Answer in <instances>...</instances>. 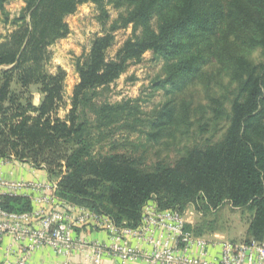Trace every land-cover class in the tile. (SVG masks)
<instances>
[{"label":"trees","instance_id":"trees-1","mask_svg":"<svg viewBox=\"0 0 264 264\" xmlns=\"http://www.w3.org/2000/svg\"><path fill=\"white\" fill-rule=\"evenodd\" d=\"M9 1L0 0V27H11L0 32V158L30 163L49 175L57 168L64 203L106 214L118 226L138 227L143 206L153 198L161 210L183 213L189 205L216 211L228 202L254 209L243 242L264 239V58H252L257 49L264 55V0H109L126 12L76 59L79 82L65 118L57 112L67 72L60 66L49 71L50 47L69 36L67 17L82 5L94 3L99 21L107 24L105 0H26L13 18ZM128 27L132 37L108 58L115 33ZM147 52L165 62L166 77L154 81L156 90L184 91L201 83L207 98L198 108L167 102L155 111L149 140L182 130L198 133L201 141L185 145L174 163L159 161L150 169L127 153L95 155V145L112 136L106 131L110 117L128 112L127 102L95 110L96 131L88 115L97 90ZM0 207L16 213L33 208L28 196L8 193ZM189 228L198 237L217 231L214 221Z\"/></svg>","mask_w":264,"mask_h":264},{"label":"rangeland","instance_id":"rangeland-1","mask_svg":"<svg viewBox=\"0 0 264 264\" xmlns=\"http://www.w3.org/2000/svg\"><path fill=\"white\" fill-rule=\"evenodd\" d=\"M105 3L110 16L107 24L102 25L99 21V10L94 3L82 5L76 14L67 17L71 29L69 36L50 47L53 59L49 65V71L55 73L60 66L67 72L64 103L57 112L60 118H65L71 109L74 88L79 82V74L75 68L76 59L89 53L92 40L103 34L105 29L110 28L112 21L118 19L121 13L126 12L125 8H115L109 0H105ZM25 5L26 0H10L7 3V11L11 18L17 17ZM9 30H11L10 25L2 24L0 27L3 35ZM132 33V27L119 29L115 33L116 40L108 50L107 57L114 58L124 42L132 37ZM252 58L256 62L263 60L262 50H254ZM165 77V62L152 52H147L140 62L131 64L128 71L117 81L97 90L94 105L88 110L90 122L95 125L94 131L99 123L95 110L102 105L127 102L129 107L125 114H113L110 117L106 131L112 136L105 143L95 145V155L116 151L127 153L133 156L142 167L150 169L159 161L174 163L183 152L185 145H193L197 142L196 140L201 141L196 137L198 133L188 135L182 130L167 132L159 142L148 139L147 134L151 131V120L155 111L165 103L177 104L178 108L182 101L190 102L192 108H198L199 105L207 103L205 88L201 83L190 85L184 91L172 90L170 86L167 89L156 90L154 81ZM225 80L229 84V80ZM32 90L34 92L35 89L32 88ZM34 96L35 101L39 102L40 95L35 93ZM54 169L55 172L49 177L52 181H58V169ZM188 209L193 210L196 215L195 225L200 222L214 221L216 232L226 236L228 241L234 242L246 239L249 221L254 214V209L249 207L236 209L228 202L216 211H207L202 205L198 207L189 205L186 211ZM207 234L210 233L205 235Z\"/></svg>","mask_w":264,"mask_h":264},{"label":"built area","instance_id":"built-area-1","mask_svg":"<svg viewBox=\"0 0 264 264\" xmlns=\"http://www.w3.org/2000/svg\"><path fill=\"white\" fill-rule=\"evenodd\" d=\"M8 160L15 159L0 158L2 163ZM3 189L13 195L29 192L25 196L31 199L33 208L27 213H16L0 207V247L4 238L10 236L22 252L16 259L14 249L8 248L0 264H27L28 257L44 247L64 257V264L79 249L84 260L92 264H101L105 254L118 257L120 264L138 260L145 264H264V239L246 243L198 237L189 228L193 223L186 218L187 214H194L193 210H161L154 198L143 206L140 225L130 228L116 225L106 214L64 203L58 196L57 180L7 181L0 177V197ZM87 224L107 231L110 243L77 236L75 225ZM134 239L139 244L134 245ZM140 244L146 248H140ZM217 245L220 254L211 256V249Z\"/></svg>","mask_w":264,"mask_h":264},{"label":"crops","instance_id":"crops-1","mask_svg":"<svg viewBox=\"0 0 264 264\" xmlns=\"http://www.w3.org/2000/svg\"><path fill=\"white\" fill-rule=\"evenodd\" d=\"M0 170L2 172L1 178L7 181H39L48 182L50 180L49 174L44 169H37L33 167L30 163L19 162L15 160H8L6 163L0 161ZM3 194L8 193L7 190L3 189L1 191ZM19 195H29V192H21ZM196 215L187 214L186 218L189 222L196 223ZM73 218L76 217L75 214L72 215ZM75 233L77 236H82L89 241H99L101 243L109 244L110 238L107 231L94 228L92 225L77 226L75 225ZM207 240H227L226 236L221 233L207 234L203 236ZM234 242V241H233ZM243 242V241H240ZM134 245L139 244L138 240L134 239L132 241ZM8 248H13L14 258L22 256V252L19 247L14 242L13 238L7 236L0 247V261L5 257ZM140 248H146V245L140 244ZM220 245L214 246L211 251V256H218L220 254ZM65 258L57 255L54 250L50 247H44L42 249L34 251L27 259V264H64ZM68 264H92L84 260V253L81 249L76 250L73 255L68 259ZM101 264H120V259L111 254H105ZM129 264H145L142 260L132 261Z\"/></svg>","mask_w":264,"mask_h":264},{"label":"water","instance_id":"water-1","mask_svg":"<svg viewBox=\"0 0 264 264\" xmlns=\"http://www.w3.org/2000/svg\"><path fill=\"white\" fill-rule=\"evenodd\" d=\"M35 104L37 105V104H39V102H35Z\"/></svg>","mask_w":264,"mask_h":264}]
</instances>
